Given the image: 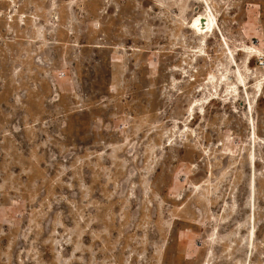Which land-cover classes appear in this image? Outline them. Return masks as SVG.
<instances>
[{
  "label": "rangeland",
  "instance_id": "obj_1",
  "mask_svg": "<svg viewBox=\"0 0 264 264\" xmlns=\"http://www.w3.org/2000/svg\"><path fill=\"white\" fill-rule=\"evenodd\" d=\"M0 264H264V0H0Z\"/></svg>",
  "mask_w": 264,
  "mask_h": 264
},
{
  "label": "bare ground",
  "instance_id": "obj_2",
  "mask_svg": "<svg viewBox=\"0 0 264 264\" xmlns=\"http://www.w3.org/2000/svg\"><path fill=\"white\" fill-rule=\"evenodd\" d=\"M215 20L216 18L210 11L206 13H200L198 16H196L193 19L192 27L194 28L195 33H198L199 35H202V36H208V33H211L213 31ZM236 75L238 78V82H236V84H238L240 87L246 88V83H245L246 81H244V78L241 76V73L238 71Z\"/></svg>",
  "mask_w": 264,
  "mask_h": 264
}]
</instances>
